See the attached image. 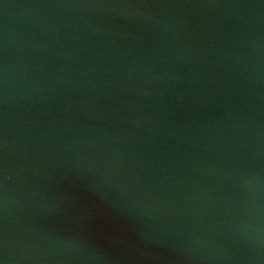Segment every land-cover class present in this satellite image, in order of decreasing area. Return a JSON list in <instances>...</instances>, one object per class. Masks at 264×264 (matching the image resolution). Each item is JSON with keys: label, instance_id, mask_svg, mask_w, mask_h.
Instances as JSON below:
<instances>
[{"label": "water", "instance_id": "95a60500", "mask_svg": "<svg viewBox=\"0 0 264 264\" xmlns=\"http://www.w3.org/2000/svg\"><path fill=\"white\" fill-rule=\"evenodd\" d=\"M0 264H264V0H0Z\"/></svg>", "mask_w": 264, "mask_h": 264}]
</instances>
